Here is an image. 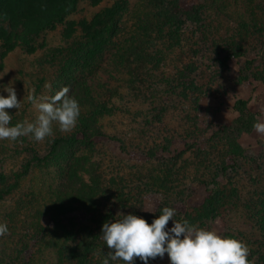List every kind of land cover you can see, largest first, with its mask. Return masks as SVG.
<instances>
[{"label": "rangeland", "instance_id": "obj_1", "mask_svg": "<svg viewBox=\"0 0 264 264\" xmlns=\"http://www.w3.org/2000/svg\"><path fill=\"white\" fill-rule=\"evenodd\" d=\"M113 1L92 6L79 0L64 22L90 19ZM192 1L206 14L185 24L179 44L171 46L162 33L157 37L138 30L150 7L147 0H128L118 38L135 33L133 42L145 52L122 62L116 48L107 50L91 73L80 76L86 80L76 96L74 80L60 76L61 60L54 51L62 45L64 22L55 23L28 48L0 57V95L7 97L4 87L11 83L21 102L19 109H6L10 127L34 122L38 112L27 100L30 94L51 97L69 87L80 106L71 132L62 133L53 124V135L42 142L29 136L0 140V190L17 182L0 200V223L9 229L0 237V264H103L114 250L101 240L102 228L90 217L110 213L114 222L122 212L152 223L164 207L175 209L177 221L186 219L222 237L233 234L250 249V261L264 264V135L253 128L238 137L231 133L242 147L234 155L225 131L238 116L233 108L237 99L246 101L249 121L256 123L259 117L264 122V29L251 28V18L264 25V0ZM236 50L240 55L231 58ZM186 65L193 68L189 75L182 71ZM242 74L247 81L240 79ZM184 80L192 88H183ZM77 129H98L102 135L92 136L91 143L60 144L20 174L32 152L47 155L53 139ZM225 165L232 168L222 172ZM217 191L223 203L215 218L193 221ZM173 226L170 220L166 230ZM92 235L96 238L85 260L69 258L71 246ZM133 264L143 261L135 258ZM148 264H170V259L166 253Z\"/></svg>", "mask_w": 264, "mask_h": 264}, {"label": "trees", "instance_id": "obj_2", "mask_svg": "<svg viewBox=\"0 0 264 264\" xmlns=\"http://www.w3.org/2000/svg\"><path fill=\"white\" fill-rule=\"evenodd\" d=\"M79 0H0V57H4L9 52L15 50L20 46H28L39 37L44 31L53 28L55 23L64 22L66 16L76 10ZM92 6L97 5L102 0H88ZM128 0H114L110 5L103 8L101 11L93 14L90 19L67 20L64 22L63 32L61 33V44L56 46L54 51L58 54L61 65L58 66L60 76L65 80H74L76 96L77 91L83 87L82 81L86 80V77L80 79V76L85 72H92L95 61L100 58L107 50L116 48L118 52V58L122 62L128 60L130 54L136 53L142 54L143 48L139 45L136 46L135 36L131 33L130 37L118 38L122 29L121 21L124 12L127 10ZM149 9L144 12L142 16V23L138 24V30L141 32H153L157 37L162 33L165 39L175 46L179 44L180 37L178 32L185 24H192L201 21L205 11H201L192 0H147ZM144 19L148 22L144 23ZM249 26L244 27L251 28L262 27L263 23L258 25L256 20L251 18ZM258 27V29H259ZM137 28V26H136ZM165 30V33H164ZM136 32V31H135ZM138 37V36H137ZM237 49V48H236ZM151 54V53H150ZM231 58L238 57L239 51H231ZM135 55V54H134ZM137 61L140 57L136 58ZM123 64V63H122ZM192 67L184 66L182 71H193ZM244 68L241 70L243 72ZM73 74H77L76 78H73ZM93 74V73H92ZM91 74V75H92ZM90 75V76H91ZM87 77L88 79L90 78ZM241 80L247 81V75H241ZM183 88H192V82L184 80ZM78 88V89H77ZM81 88V89H80ZM77 90V91H76ZM246 101L243 99H237L234 103V110L238 113V116L225 126L226 137L228 138V144L237 155V152H241V146L237 142V139L231 136L235 134L238 137L241 133L249 132L254 125V121H249L248 117L250 113L245 109ZM102 135L101 131L95 129L91 132L84 129H77L70 135L55 138L49 147V151L45 156H39L36 152H32V156L25 164L21 175L26 173L27 169L33 162H41L47 158L48 155L53 154L60 144L75 143L82 140L86 143L92 142V136ZM81 138V139H80ZM167 149V147H165ZM152 156L156 155L155 151H149ZM234 162V161H233ZM228 168L232 166H222V172H227ZM17 182L13 183L11 187L6 190H0V200L4 195L8 194L12 188L16 186ZM81 186V185H80ZM93 186V185H92ZM219 194V196L217 195ZM217 194L210 195L202 203V211L196 219L198 220H211L218 214L217 210L221 203H223V197L221 192L217 191ZM260 208L264 213V202L261 203ZM101 217H90V223H95L96 226L102 228L103 223L109 221V215L100 214ZM264 219V217H262ZM260 222L261 230H264V222ZM151 221H148V223ZM151 224V223H149ZM90 235V233L88 234ZM227 237L233 238V234L226 233ZM96 238L92 235L89 238H85L82 242H78L71 246L69 249V258H76L78 262L85 260L86 254L93 247V240Z\"/></svg>", "mask_w": 264, "mask_h": 264}, {"label": "clouds", "instance_id": "obj_3", "mask_svg": "<svg viewBox=\"0 0 264 264\" xmlns=\"http://www.w3.org/2000/svg\"><path fill=\"white\" fill-rule=\"evenodd\" d=\"M51 87L50 84L45 85ZM7 97L0 95V140L17 141L29 136L37 142L53 135V124L59 131L68 133L74 130L80 115L78 101L69 95L70 88L63 87L51 97L37 98L28 95L27 100L37 110L34 122L25 120L10 127L11 115L6 109H19L16 91L11 83L4 87ZM253 129L264 135V122L259 117ZM147 211V210H145ZM174 208L164 207L162 214L149 224L136 215L117 212L115 221H106L102 225L101 240L110 250L103 264L110 261H122L133 264L135 258L148 264L149 259L163 258L167 253L170 264H255V258L249 260L248 246L234 238L222 237L216 231L200 228L188 220L174 219ZM174 226L166 230L168 222ZM9 234L6 223H0V237Z\"/></svg>", "mask_w": 264, "mask_h": 264}]
</instances>
